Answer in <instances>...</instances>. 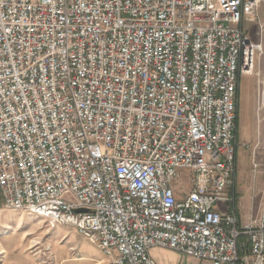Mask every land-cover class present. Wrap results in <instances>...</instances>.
Listing matches in <instances>:
<instances>
[{
  "label": "built area",
  "instance_id": "1",
  "mask_svg": "<svg viewBox=\"0 0 264 264\" xmlns=\"http://www.w3.org/2000/svg\"><path fill=\"white\" fill-rule=\"evenodd\" d=\"M262 2L0 0L6 206L71 223L114 264H157L153 247L264 264V203L240 225L234 189Z\"/></svg>",
  "mask_w": 264,
  "mask_h": 264
},
{
  "label": "rangeland",
  "instance_id": "2",
  "mask_svg": "<svg viewBox=\"0 0 264 264\" xmlns=\"http://www.w3.org/2000/svg\"><path fill=\"white\" fill-rule=\"evenodd\" d=\"M244 26L251 40L263 51L260 49L257 53L255 74L244 75L240 87L246 97H239L238 168L234 189L238 198V185H247L243 206L241 199L237 203L242 225L258 219L264 203V97H259L264 80V2ZM48 222L33 212L9 208L0 193V264H113V256L105 255L97 242L81 236L74 227ZM241 243L248 253L246 235L241 237ZM178 264L214 263L184 256Z\"/></svg>",
  "mask_w": 264,
  "mask_h": 264
},
{
  "label": "crops",
  "instance_id": "3",
  "mask_svg": "<svg viewBox=\"0 0 264 264\" xmlns=\"http://www.w3.org/2000/svg\"><path fill=\"white\" fill-rule=\"evenodd\" d=\"M247 22H250V20H247ZM250 38H251V36H250ZM262 51H263V49H262ZM242 77H244V76H242ZM242 77H241V79H242ZM241 79H240V86H239V90H238V121H239V102H240L239 97H246V95L243 96L242 93H241V89H240V87L242 85V80ZM237 191H238V194H240L238 196V198H237V203H238V200L241 199L240 200V203H241L240 205L243 206V204H244L243 198L246 195L245 192H247V185L241 183L240 185H238ZM248 198H250V192L247 193V199ZM237 203H236V207H237V212H238V207L239 206L237 205ZM240 225H242V224H240ZM150 254L153 257V259L156 261L157 264H178L179 261L181 260V258L186 256V255H183V254L178 253L176 251L169 250V249H164V248H159V247H153L150 250Z\"/></svg>",
  "mask_w": 264,
  "mask_h": 264
},
{
  "label": "bare ground",
  "instance_id": "4",
  "mask_svg": "<svg viewBox=\"0 0 264 264\" xmlns=\"http://www.w3.org/2000/svg\"><path fill=\"white\" fill-rule=\"evenodd\" d=\"M8 207L9 208H13V209L33 212L36 215H39V216H41V217H43V218H45V219H47L49 221V213L43 211L42 209H30V208H28L27 203L8 204ZM52 223L72 226L71 223H69L67 221H63V220H56V222H52ZM78 231L81 234V230H78ZM85 238L91 239V240L97 242L98 245H99V241L96 240L95 238H92V237H85ZM101 249H102V251L104 252L105 255L113 256V264H114V255H109V253L107 252L106 248H101Z\"/></svg>",
  "mask_w": 264,
  "mask_h": 264
}]
</instances>
